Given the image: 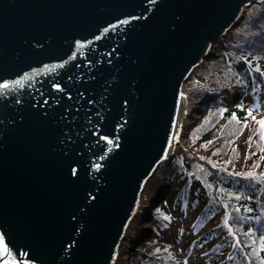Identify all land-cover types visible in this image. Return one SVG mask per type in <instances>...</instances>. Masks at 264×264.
<instances>
[{
    "label": "water",
    "instance_id": "95a60500",
    "mask_svg": "<svg viewBox=\"0 0 264 264\" xmlns=\"http://www.w3.org/2000/svg\"><path fill=\"white\" fill-rule=\"evenodd\" d=\"M258 1L162 0L144 17L153 7L146 0H0V74L38 70L31 88L0 96V231L20 264L113 263L143 182L170 144L185 80ZM128 15L136 19L99 31ZM92 35L101 38L75 45ZM57 61L64 66L39 71ZM102 135L118 147L94 170L93 154L111 148ZM70 163L78 178L69 176ZM71 240L69 254L63 248Z\"/></svg>",
    "mask_w": 264,
    "mask_h": 264
},
{
    "label": "trees",
    "instance_id": "16d2710c",
    "mask_svg": "<svg viewBox=\"0 0 264 264\" xmlns=\"http://www.w3.org/2000/svg\"><path fill=\"white\" fill-rule=\"evenodd\" d=\"M244 14L230 38L216 40V55L200 67L214 85L241 78L244 93L235 104L244 108L226 106L208 83L193 85L192 92L202 99L198 117L171 154L167 195L153 210L152 232L136 254L140 264H259L246 233L249 227L264 231V178L231 173L264 172V141L246 114L252 107L254 116H264V0L250 4ZM219 108L225 111L221 114ZM233 112L237 119L231 118Z\"/></svg>",
    "mask_w": 264,
    "mask_h": 264
},
{
    "label": "snow or ice",
    "instance_id": "6c2138e0",
    "mask_svg": "<svg viewBox=\"0 0 264 264\" xmlns=\"http://www.w3.org/2000/svg\"><path fill=\"white\" fill-rule=\"evenodd\" d=\"M146 2L149 5H152L153 7L149 8V9H145L143 11L142 15L144 17H148L150 15V13L154 12L155 9H158L160 7V3L162 2V0H146ZM134 19H136V17H134L132 15H128L124 18H117L114 20V23H107L106 26L104 28L100 29L99 31L107 34V33H109V30L115 29L117 25L128 24L129 21L134 20ZM181 20H182V18L180 16L176 17L177 24L180 23ZM177 24H173V26H172L173 31L176 30ZM100 38L101 37L98 35H92L91 39H77L75 41V45L78 48H83L84 45H92L93 41L99 40ZM81 54H83V53H81ZM75 55H76V53H72V56H75ZM69 58H71V57H69ZM241 59H244V57H241ZM253 59H255V58H253ZM88 62L91 63V61H88ZM248 62L251 63L252 61H248ZM64 63H65V61L46 63L40 67L39 71L44 72L45 74H47L49 72H54L58 67H63ZM257 71L260 72L259 67H257ZM31 73H38L37 68H29L28 71H24L20 74H16L12 78H3V74H0V96L8 97L11 93L15 92L18 87L19 88H25L27 86L28 88H31L32 84L28 82ZM260 75L264 76V72H260ZM238 80H239V78H238ZM239 83L243 84L244 81L239 80ZM49 84H50L51 88L57 89L58 91H63L61 83L50 81ZM38 94L40 95L42 100L47 99V97L43 93H38ZM65 94L68 96H71L70 92H65ZM79 95H83V93H80ZM179 96L184 97L185 93L181 91V92H179ZM19 102H20L19 100L16 101V103H19ZM88 103L91 104V103H93V101L89 100ZM123 103L125 105H127L129 103V101L127 99H125L123 101ZM235 108L236 109H243L244 105L241 103H237V104H235ZM64 111H65V114H67V109H65ZM185 111H187V109H185ZM217 111L222 114L225 111V109L219 108ZM252 113H253V108L249 107L246 110V114L249 117H251V119L253 121L256 122V124L258 125L257 132L259 133V139L261 141H264V116H261L258 118L256 116H254ZM97 115H99V113H97ZM231 118L237 119L235 112L232 113ZM121 119H123V117H121ZM169 123L171 126H175L176 125V118L170 117ZM242 123L244 125H247L248 121L244 120V121H242ZM95 127H98V126H95ZM116 127L121 128V127H123V125L117 123ZM65 131H67V130H65ZM174 135L177 136V138H178L177 133L166 134L165 141L170 142L172 136H174ZM66 138L70 140L71 136H68ZM252 138L253 137L250 135L248 137V140L251 141ZM100 139L102 141L106 142V145H110L111 148H107V147L102 148L101 149L102 154L99 157H96L95 154H93V159L98 161V162H90V167L94 170H99V169L103 168L104 163H107L106 157L108 159H110L109 153L112 151L113 148L118 147V145L115 144L114 140L112 138H110L109 135H102L100 137ZM116 139H119V137H117ZM59 143L63 145L64 140L61 139L59 141ZM207 143L210 144L211 141H208ZM162 151L165 153L167 152V149L164 148L163 145H162ZM261 151L264 152V148H262ZM249 154L251 155V153H249ZM164 159H166V156L162 155L160 157V160H164ZM261 159H264V156H262ZM99 161H104V163H100ZM157 163H159V161H157ZM68 173H69V176L71 178H78V176H79L78 167H75L70 163L68 166ZM231 174L234 176L250 177L252 179H256L257 177L264 178V172L257 173L255 171H253L252 169H249L247 171H242V172H232ZM236 195H239V193H236ZM87 199L94 200L95 197L92 196L91 193H89L87 195ZM157 211H159V209H157ZM167 218L168 217H165V219H167ZM72 219H75V217H73ZM252 219L260 220V217H252ZM224 223H225V226L228 227V232L230 234H232L233 236H235L236 233L234 232L231 225H229L227 219H225ZM0 228H3L2 224H0ZM80 231H81V227L75 228V232L79 233ZM254 232H258L257 239L251 240V236ZM246 235L249 236V239L251 242V253H252V255L256 256V258L259 260V264H264V255H260V256L256 255L257 252L264 253V231H259L257 229H253L252 227H249L247 229ZM257 241H258V243H257ZM237 243H239V241H237ZM75 244H76V241L71 240L69 244L64 246L63 251L70 254L69 250ZM112 255H115V254H112ZM0 264H20L18 256L14 255V246L11 245L10 241H6V233L3 231H0ZM24 264H29V262L25 261Z\"/></svg>",
    "mask_w": 264,
    "mask_h": 264
},
{
    "label": "rangeland",
    "instance_id": "374dc122",
    "mask_svg": "<svg viewBox=\"0 0 264 264\" xmlns=\"http://www.w3.org/2000/svg\"><path fill=\"white\" fill-rule=\"evenodd\" d=\"M243 18H242V20H243ZM232 30L233 29L227 30V32L224 34V37H227V35L232 33ZM215 50H216V48L214 47V52L209 51L208 53H215L216 52ZM206 61L207 60H204V62H206ZM204 62H201L194 69H192V72L190 73L189 77L187 78V80H185V84L182 86L181 91L185 93V96L182 97L183 108H182V111H180V116L182 117L183 120L181 119V121H179V124L177 126L178 127V131H177L178 138H177V136H174V139L171 142V146L169 148L170 149L169 153L174 152V150H175L174 148L177 145V143H176L177 140L181 139V137L186 133L185 131H186L187 126L185 125V123H187V121L190 118V114L188 111L189 110L195 111V109L197 108V105H199L197 103V100L195 99L196 98L195 94L192 92V88H193V85H196V84H198V85L206 84L207 80L204 79L203 72L200 71V67L202 66V64ZM230 82H232V81H230ZM223 84H226V83L218 84L217 86L212 88V91L224 92L225 89H223V88H226V86ZM225 92L227 94V91H225ZM221 98H222V100L225 101L224 96H222ZM182 105H181V107H182ZM188 105H190L192 107L189 109ZM185 109H187V111H185ZM184 118H188V120L186 121V119H184ZM169 164H170V162L167 160H160V162L157 163L156 166L153 168L152 174L146 178L144 183L147 184V187H146V190L142 189L140 191L138 203H137L138 207L136 209L137 210L136 213L140 212V214H141L143 209L145 210L144 212H146L147 207H148L147 203H149L153 199H156L157 196L159 195V193H161V191H162L161 189H163V186L166 183L164 181V179L166 178V176L169 172L168 171ZM145 184H144V186H145ZM149 187H150V189H149ZM141 215L143 216L144 213ZM141 215H139V217ZM145 233L146 232H144L142 234H138V233L136 234V229L133 228L129 234H132L134 236L136 235V238H135L136 240L133 242H129L128 245H126L128 242L125 241V239H122L119 242L118 249H116V251H118V252L116 254L115 259H113L114 264H138V261H136L134 253H135V250H139L140 246L143 245L142 243H143L144 239H142L139 235H144Z\"/></svg>",
    "mask_w": 264,
    "mask_h": 264
},
{
    "label": "bare ground",
    "instance_id": "6f19581e",
    "mask_svg": "<svg viewBox=\"0 0 264 264\" xmlns=\"http://www.w3.org/2000/svg\"><path fill=\"white\" fill-rule=\"evenodd\" d=\"M244 13H245V10H244ZM243 13V14H244ZM243 17H245V14H244V16ZM241 22V21H240ZM226 33V32H225ZM212 52H214V50H212ZM213 54H215V53H213ZM185 84V83H184ZM238 94V91H237V89H232V90H230V92L227 94V96H226V101H230V99L232 98V97H234L235 95H237ZM183 99H181V103H179V106H178V108H177V113H176V116H177V120H176V125L175 126H171L172 127V131H171V133H177V131H178V123H179V121H181V119H182V117L180 116V111H182V108H183ZM181 105H182V107H181ZM188 107H189V109L192 107V106H190V105H188ZM188 109V110H189ZM189 112V114H190V118H192V117H194L196 114H192L193 113V110L191 111V110H189L188 111ZM190 118H189V120H188V118H184V119H186V121H187V123H185V125L187 126L188 124H190L191 122H190ZM183 120V119H182ZM170 133V134H171ZM175 136V135H174ZM174 136H172V138H171V141H170V144H169V146H168V148L167 149H169L170 148V146H171V142H172V140L174 139ZM169 151H170V149H169ZM168 151V152H169ZM168 152H166L165 154H164V156H166V154L168 153ZM151 174H152V171H151ZM150 174V175H151ZM146 180V179H145ZM145 180H144V182H145ZM143 182V185H142V187H141V190L143 189V190H146V187H147V184H145ZM144 184H145V186H144ZM144 187V188H143ZM149 189H150V187H149ZM140 194V193H139ZM150 198V197H149ZM148 198V199H149ZM136 212H137V210H136ZM134 213L132 216H131V218L127 221V223H126V225H125V227H124V230H123V232H122V239H125V241H127L128 243L126 244V245H128L129 244V242H133V241H135L136 239V235L134 236V235H132V234H129L130 233V231L133 229V228H135L136 229V234L138 233H144V232H146V230L149 228L148 226H149V222L148 221H144V222H142L141 221V219H142V215L141 214H143L144 213V209L142 210V213L140 214V212L139 213ZM139 215H141L140 217H139ZM140 220V221H139ZM119 245V244H118ZM116 249H118V246L115 248V255L113 256V259H115V257H116V254H117V252L118 251H116Z\"/></svg>",
    "mask_w": 264,
    "mask_h": 264
}]
</instances>
